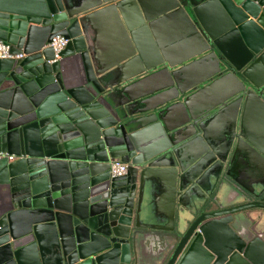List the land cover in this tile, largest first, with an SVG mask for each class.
<instances>
[{"label": "water", "instance_id": "water-1", "mask_svg": "<svg viewBox=\"0 0 264 264\" xmlns=\"http://www.w3.org/2000/svg\"><path fill=\"white\" fill-rule=\"evenodd\" d=\"M0 40V264H264V0H0Z\"/></svg>", "mask_w": 264, "mask_h": 264}, {"label": "built area", "instance_id": "built-area-1", "mask_svg": "<svg viewBox=\"0 0 264 264\" xmlns=\"http://www.w3.org/2000/svg\"><path fill=\"white\" fill-rule=\"evenodd\" d=\"M68 40L63 37H56L53 39L52 43L49 45L56 52V57L58 54L67 46ZM13 56L10 54V46L5 44L0 40V60L2 59H11ZM13 160V157L9 158ZM128 172V165L124 164L118 160H113L110 163V173L112 177H121Z\"/></svg>", "mask_w": 264, "mask_h": 264}, {"label": "crops", "instance_id": "crops-1", "mask_svg": "<svg viewBox=\"0 0 264 264\" xmlns=\"http://www.w3.org/2000/svg\"><path fill=\"white\" fill-rule=\"evenodd\" d=\"M158 193H159V192H157V193L155 194L156 197H155V199H154V203L156 202V204H154L155 209L157 208L158 203L160 202V201H159V199H160V195H159ZM145 254H146V257L148 258V257H149L148 252H146Z\"/></svg>", "mask_w": 264, "mask_h": 264}]
</instances>
